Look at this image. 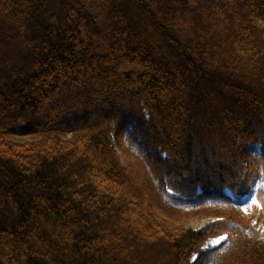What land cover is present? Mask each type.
I'll list each match as a JSON object with an SVG mask.
<instances>
[{"label":"trees","instance_id":"1","mask_svg":"<svg viewBox=\"0 0 264 264\" xmlns=\"http://www.w3.org/2000/svg\"><path fill=\"white\" fill-rule=\"evenodd\" d=\"M252 223L264 0H0V264H264Z\"/></svg>","mask_w":264,"mask_h":264},{"label":"rangeland","instance_id":"2","mask_svg":"<svg viewBox=\"0 0 264 264\" xmlns=\"http://www.w3.org/2000/svg\"><path fill=\"white\" fill-rule=\"evenodd\" d=\"M251 151H252V153L255 156H258L259 152H260L258 146H253L251 148ZM259 184H260V179H258V178L254 179L253 186H252L254 192L252 191L251 195H249L248 197L243 198V199L234 198L235 205H236L237 209L246 218H248V216H249V207L252 206L255 203L254 196H255V194L258 191ZM207 222L208 221L206 219H203V220H198V221H191L187 225L190 226V227H194V228H201ZM249 235L252 238H254V239L258 240V241H264V230H263V227L255 224V223L251 224L250 230H249ZM219 241L220 240L216 241L215 243H219Z\"/></svg>","mask_w":264,"mask_h":264}]
</instances>
